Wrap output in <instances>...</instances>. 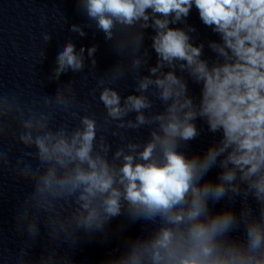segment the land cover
Segmentation results:
<instances>
[{
	"label": "clouds",
	"instance_id": "9594fccd",
	"mask_svg": "<svg viewBox=\"0 0 264 264\" xmlns=\"http://www.w3.org/2000/svg\"><path fill=\"white\" fill-rule=\"evenodd\" d=\"M76 2L90 23L69 30L84 37L85 28L94 26L119 56H130L139 94L122 99L113 87L128 73L123 59L89 93L96 99L99 90L102 122L81 115L90 105L78 99L74 82L30 99L0 87V173L10 170L31 185L14 216L21 246L5 256L0 237V261L75 264L73 252L83 237L107 240L111 221L124 216L143 222L145 232L125 237L123 248L101 264H264V0ZM193 6L220 37L208 42L215 59H203L204 43L192 42L197 29L186 18ZM176 24L184 27H170ZM149 28L157 60L149 75L140 76L148 63V50L143 58L139 53ZM43 41L48 44L51 35L44 33ZM85 51L95 68L97 46L77 51L69 41L48 80L81 72ZM185 73L200 85L198 98L189 94ZM132 113L134 119L128 118ZM57 114L78 124L57 125ZM197 120L220 137L202 155L188 156L180 148L200 136ZM141 128L148 129L146 140L128 137ZM109 136L120 140L114 151ZM5 141L11 142L7 150ZM13 143L22 146L14 163ZM214 167L221 169L216 180H205ZM221 201L228 207L213 212L210 203ZM42 237L48 244L33 256Z\"/></svg>",
	"mask_w": 264,
	"mask_h": 264
}]
</instances>
